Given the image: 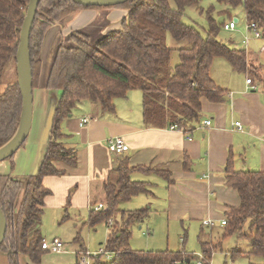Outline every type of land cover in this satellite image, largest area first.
I'll list each match as a JSON object with an SVG mask.
<instances>
[{"label":"trees","instance_id":"16d2710c","mask_svg":"<svg viewBox=\"0 0 264 264\" xmlns=\"http://www.w3.org/2000/svg\"><path fill=\"white\" fill-rule=\"evenodd\" d=\"M216 1L229 7L242 6L246 23H254L264 39V0ZM28 2L0 0V82L7 66L15 62ZM172 2L174 7L170 6L169 0H129L121 5L98 8L85 7L72 0H40L29 37L32 89L38 85L40 51L45 34L51 27L86 9H121L127 14L119 29L107 31L96 44L91 45L86 35L77 32L69 36V41H73L75 46L61 43L55 51L46 89L59 91L60 97L38 172L25 178L0 175V209L7 224L0 252L6 254L8 264H20V256L27 257L32 264H39L42 255L47 253L42 249L44 239L39 223L45 198L51 192L43 185V180L63 175L64 172L55 167L56 163L76 166L75 154L63 146L61 124L80 103L96 102L103 112L113 113L115 99L125 98L129 91H139L145 127L174 126L190 131L192 124L201 118L200 99L220 102L226 94V90L210 76L215 59H224L233 71L247 73L260 80L259 68L249 64L244 49L231 48L217 39L225 24L216 22L212 9L206 13L207 29L203 36L182 22L185 9L198 6V0ZM168 35L184 47L170 49L166 44ZM174 51L179 63L172 67ZM21 113L22 96L15 79L0 94V147L15 134ZM7 161L12 169L13 156ZM188 162L184 161L186 168ZM133 172L150 173L152 170L130 168L128 158L123 157L110 172L112 178L103 185L106 210H91L87 216L85 225L89 227L100 222L109 226L112 222L105 241L100 245L110 258L106 259L104 254L90 255L89 264H193L198 256L185 252L183 248L180 251L155 252L131 249V227L142 222L149 209L126 212L119 210L118 206L135 196L151 194L149 183L131 180ZM155 173L169 182V173ZM224 177L226 186L237 192L240 204L225 213L220 239L199 240L200 264H210L213 253L221 251V241L233 235L245 238L249 243L250 250L245 255L264 259V172L236 171L230 153ZM116 216H119V221L115 220ZM73 242L77 245L74 264H82L87 249L78 232ZM242 254L233 249L228 256L234 260Z\"/></svg>","mask_w":264,"mask_h":264},{"label":"crops","instance_id":"0c3cea01","mask_svg":"<svg viewBox=\"0 0 264 264\" xmlns=\"http://www.w3.org/2000/svg\"><path fill=\"white\" fill-rule=\"evenodd\" d=\"M110 10L105 15L97 9L77 11L47 31L40 51L38 85L32 90L30 132L25 143L13 155V168H10L7 160L0 162V175L25 178L38 172L47 148L50 115L60 97L59 91L46 89L57 46L64 43L65 37L73 35V32L87 29L95 19L106 20L102 34L119 29L127 12ZM235 19L238 21L236 16L233 21ZM84 34L90 39L89 35ZM260 39L263 43L256 39L259 42L252 45L254 50L244 49L249 64L259 68L260 80L247 73L233 71L224 59L228 66L221 58L215 59L210 76L219 87L226 90L224 97L227 99L209 102L201 98V118L198 123L192 124L190 131L171 129L173 126L145 127L142 121V94L139 91H129L125 98L115 99L113 113L103 112L96 102L80 103L61 124L63 146L75 154L77 163L75 167L56 163L55 167L63 171V175L43 180V185L51 194L45 198L42 217L48 210L54 209L60 214L65 212L62 223L69 219L70 211L82 210L88 216L95 206H106L103 185L108 178H112L110 172L118 162L127 157L130 168L145 167L152 170L150 173L131 174L132 181L149 183L151 194L144 195L145 198L138 195L125 202L137 199L131 202L130 209L124 211L147 207L149 213H157L158 216V212L164 213L174 221L187 219L199 222L201 227L210 228V232L216 225L223 227L221 222L224 221L225 213L240 204L237 192L225 184L229 154L233 155L236 171L264 172V39ZM47 40L50 51L42 59V48ZM14 64L16 67V62ZM247 78H252L256 90L248 88ZM6 86L0 84V94ZM83 118H89L90 121L80 127ZM206 120H210L209 126L204 125ZM237 122L242 126V131L236 130L234 124ZM112 137H121L129 151L121 155L110 153L106 141ZM185 160H189L187 168L184 166ZM158 171L169 173V182L155 173ZM132 176H135V180ZM205 220H210L213 225H203ZM53 239L58 238L54 237L51 241ZM63 245L61 253L47 252L61 257L50 264L75 263L77 245L73 252H67ZM100 245L97 252L102 249ZM0 258L6 259L8 264L5 253ZM28 261L27 257L20 256V264H28Z\"/></svg>","mask_w":264,"mask_h":264},{"label":"rangeland","instance_id":"374dc122","mask_svg":"<svg viewBox=\"0 0 264 264\" xmlns=\"http://www.w3.org/2000/svg\"><path fill=\"white\" fill-rule=\"evenodd\" d=\"M169 4L171 7H174L172 0H169ZM209 9H212V17L220 25L233 21L235 16L238 19L235 30L225 31L223 28L220 29L217 39L225 45L236 49L248 48L249 50H254L252 47L254 42L259 40L260 43H263L262 39H258L256 41L252 32L248 31L242 6L229 7L218 3L216 0H198V6H192L185 9L182 16V22L186 25L194 27L201 33V35L205 36L207 29L206 13ZM99 10L103 12L104 15L111 11L106 8ZM117 10L119 11L121 9ZM105 25L106 20L104 18L102 20L95 19L88 25L87 29H80L79 33H86L89 35V43L94 45L104 36L102 33ZM75 33L77 32H73L72 34ZM69 36L65 37L63 41L64 45L75 46L73 41H69ZM244 39L249 40L247 46L242 43ZM166 44L170 49H179L184 47V44L175 42L169 35L167 36ZM48 45L49 40L44 43L42 48V59H44L45 55L50 51ZM221 60L225 62L223 59ZM178 63L179 59L177 53L174 51L171 56V66L173 67ZM225 64L227 65L226 62ZM15 76L16 67L15 64L11 62L6 69L0 84L7 85V83L14 81ZM132 179L135 180V176H132ZM139 196L141 198H145L144 195ZM20 198L21 196L18 198V203ZM134 200L137 199H133L131 202H134ZM131 202L125 204L120 203L118 206L119 210L124 211V209H130V205L133 204ZM158 213L159 216L157 213L150 212L142 222L132 225V235L130 239V247L132 250L155 252L164 250L180 251L183 248L187 253L198 255L200 253L199 240L216 241L218 238L220 239L223 234L224 228L220 225H216V227L212 229L213 231L210 232V228L201 227L199 222L188 221L187 219L174 221L168 219L164 213ZM68 215L69 219L61 223L63 217L66 216L65 212H61L60 214V212L58 213L54 209L46 211L45 215L43 217L41 216L42 218H40L39 223V230L42 237L47 242H51L52 238L57 237L65 244V250L67 252H73L74 249H76L73 239L78 232L79 238L83 241L88 254L97 252L99 245L105 241L110 227L104 222H100L94 227L85 225V222L87 221V214H85L82 210H76L75 212L70 211ZM115 220L119 221V216H116ZM233 249L241 251L243 254L234 260H231L228 254ZM249 250L250 245L245 238H238L236 235L227 237L225 240L221 241V251L216 250L213 253L210 264H264L263 258L248 257L245 255ZM2 254L3 253L0 252V257ZM56 258L59 259L61 257L45 253L42 255L39 264H50L51 261ZM30 263L28 261V264ZM0 264H6V259L3 260L0 258Z\"/></svg>","mask_w":264,"mask_h":264},{"label":"water","instance_id":"95a60500","mask_svg":"<svg viewBox=\"0 0 264 264\" xmlns=\"http://www.w3.org/2000/svg\"><path fill=\"white\" fill-rule=\"evenodd\" d=\"M73 2L85 7H111L121 5L129 0H72ZM40 0H29L27 4L26 14L21 26L19 36V46L17 49L15 62L17 72V84L22 96V113L20 116L19 125L15 134L11 139L0 147V162L12 157L16 151L25 143L31 128L32 122V109H33V96H32V70L29 54V37L31 27L35 18L37 6ZM236 21V19H235ZM223 97L222 100H226ZM58 103V102H57ZM57 105V104H56ZM56 105L50 115V120L47 127V139L48 141L49 130L52 123L53 114ZM7 229L6 219L0 209V246L5 238Z\"/></svg>","mask_w":264,"mask_h":264},{"label":"built area","instance_id":"2783aa9c","mask_svg":"<svg viewBox=\"0 0 264 264\" xmlns=\"http://www.w3.org/2000/svg\"><path fill=\"white\" fill-rule=\"evenodd\" d=\"M237 23H238L237 20L236 21H230V22H228L227 24L224 25L223 29L225 31H233V30H235ZM247 29H248V31L252 32L254 38H256V39L262 38L260 30L256 27V25L254 23L247 24ZM248 41H249L248 39H244L243 42H242L243 45L246 46L248 44ZM246 84H247L248 88L251 89V90H256L257 89V86H256L255 82L252 80V78H247L246 79ZM89 121H90L89 118H83L80 121L79 126L83 127L86 124H88ZM210 124H211L210 120L204 121V125L205 126H209ZM234 126H235L236 130H238V131H242L243 130L242 126L238 122L235 123ZM171 129L178 130L174 126L171 127ZM106 145H107L108 151L110 153H112V154H115V155L125 154V153H127L129 151L128 146L126 145V143L124 142V140L121 137L109 138L106 141ZM106 208L107 207L105 205L99 204V205L95 206L93 208V210L94 211L106 210ZM111 224H112V222L110 221L109 222V226ZM221 224L225 225V221H222ZM203 225L212 226L213 224H212V222L210 220H205V221H203ZM42 249L46 250L47 252H52V253L58 254V253L63 252L64 245H63V242L61 240L53 239L51 242L43 241ZM96 254H104L106 259L110 258V255L107 254V253H104L102 249H100L97 253H95L93 255H96ZM89 256H90V254L86 253L82 257V260H81L82 264H89ZM197 256H198V260L195 261L193 264H200V259L202 258V255L198 254ZM182 264H185V263H182Z\"/></svg>","mask_w":264,"mask_h":264},{"label":"bare ground","instance_id":"6f19581e","mask_svg":"<svg viewBox=\"0 0 264 264\" xmlns=\"http://www.w3.org/2000/svg\"><path fill=\"white\" fill-rule=\"evenodd\" d=\"M78 255V254H77ZM113 255V254H112ZM77 259V258H76Z\"/></svg>","mask_w":264,"mask_h":264}]
</instances>
